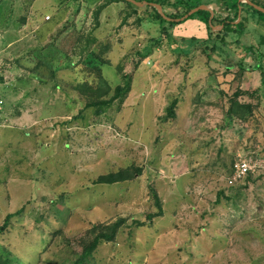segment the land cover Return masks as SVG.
<instances>
[{
    "label": "rangeland",
    "instance_id": "1",
    "mask_svg": "<svg viewBox=\"0 0 264 264\" xmlns=\"http://www.w3.org/2000/svg\"><path fill=\"white\" fill-rule=\"evenodd\" d=\"M106 1L0 0V256L74 264L91 227L124 219L87 264H264V170L226 185L239 156L264 147V86L236 77L241 58L264 70V19L245 8L257 21L224 44L219 0H204L206 41L192 36L207 30L197 17L160 26L125 2L96 26ZM177 1L165 14L184 12ZM118 73L132 78L121 108L109 102ZM119 172L133 179L96 183ZM152 190L163 215L151 222Z\"/></svg>",
    "mask_w": 264,
    "mask_h": 264
},
{
    "label": "trees",
    "instance_id": "2",
    "mask_svg": "<svg viewBox=\"0 0 264 264\" xmlns=\"http://www.w3.org/2000/svg\"><path fill=\"white\" fill-rule=\"evenodd\" d=\"M136 1H139V2L147 1L150 3H156V4L161 5L164 8L165 3L169 0H136ZM219 1H220L219 5L221 7H223L224 10H226L228 13H227L224 21L222 22V25L224 26L223 30L221 31V33L215 34V38L219 39L224 44L226 42L227 36L230 33L237 32V31L242 33L241 31H243L247 27L248 23L250 22V19L252 21H254V20L257 21L254 14H258L259 19H264L263 13H261L260 11H257L256 9H254L253 7L249 6L246 3L239 4L240 0H219ZM250 1L264 8V5L260 4L257 1H255V0H250ZM115 2H125L127 5L133 7L135 10L139 9L138 7L131 4L130 2H127L126 0H107L104 4H102L98 8V10L95 13V16H96L95 18L97 21L96 26L99 25V17L101 15L102 11L105 8H107L109 5H111L112 3H115ZM177 4L184 6V8H185L184 12L183 13L182 12H180V13L176 12L175 14L166 13L167 17L172 18V19L182 18L192 9H194L200 5L206 4V3L204 0H178ZM245 8H247V12L251 11L254 14H251L250 16H246V17L241 16L240 21L238 23H235L239 19L240 10L244 11ZM151 9L154 12L155 18L159 21L160 26H163V24H165V23H169L171 26H179V25H183L189 19H194L197 17L202 22H204L208 32L211 33V36L213 34V30H212L213 27H212V24H210L211 13L208 11H199L198 13L189 17V19H187L186 21L181 22V23H176V22H168L158 13L157 9H155V8H151ZM91 41L93 43H97L98 39L96 37H93V38H91ZM216 48H217V45H214L211 48V50L214 52ZM247 52L249 53L251 51H247ZM107 65H110V64L107 63ZM120 66L121 65H118L117 68H118V72L121 74L123 72V68H121ZM238 67H239L238 72H240V73L236 77L237 78L241 77V79H242V76L244 75L243 73L245 71V67H244L243 63H239ZM257 68H261V66H258ZM120 74H119V76H120L121 81L113 89V96L109 100V102H111V101L121 99V101L119 103V108H121V106L124 104V101L128 98L130 92L132 91V85H131L132 78H131V76H127V75L123 76ZM111 90H112V87L110 86V91ZM239 91L237 90V92L235 94L236 96L239 95V94H237ZM109 102L94 103V104H91L90 106L91 107H92V105L96 106L97 112H101L102 106L109 103ZM174 109H175L174 105L169 108L170 117H174V112H173ZM132 179L133 178H131L130 176H126V175L123 176L119 172L116 174H108L106 176H100L96 183L97 184L112 185V184H116V183H120V182L130 181ZM152 195L155 199V203L157 204V207L159 210H158V213H154L148 217V220L151 222H152L153 217H160L163 215L162 204H161V201L159 199L157 192L152 190ZM17 214H18V212L13 213V214H9L7 216V221L10 220L12 217L16 216ZM136 224L139 226H145L146 225L143 222H137ZM123 225H125V220L120 219L119 221H116V222L97 224V225H94L93 227H91L87 231V234L85 235V237L81 239V241L77 240L78 244H81V246H82V252L74 264H87L90 257H92L93 253L96 251V249L98 248V246L100 245L101 242H114L115 241V239L119 233V230L122 228ZM3 228L5 229V227H3ZM73 242L74 241L72 240L71 243H73ZM18 263H19V261L17 259H12L9 256L6 257L5 255L0 256V264H18Z\"/></svg>",
    "mask_w": 264,
    "mask_h": 264
},
{
    "label": "built area",
    "instance_id": "3",
    "mask_svg": "<svg viewBox=\"0 0 264 264\" xmlns=\"http://www.w3.org/2000/svg\"><path fill=\"white\" fill-rule=\"evenodd\" d=\"M46 19L49 20L50 17ZM2 104L3 101L0 100V105ZM262 170H264V147H258L254 152L239 156L233 166L231 176L227 178L226 185L233 187L237 183L244 181L248 176Z\"/></svg>",
    "mask_w": 264,
    "mask_h": 264
},
{
    "label": "crops",
    "instance_id": "4",
    "mask_svg": "<svg viewBox=\"0 0 264 264\" xmlns=\"http://www.w3.org/2000/svg\"><path fill=\"white\" fill-rule=\"evenodd\" d=\"M192 23V22H191ZM185 25H190V23L188 24H185ZM205 29H207V28H205ZM207 33H208V30H205V34H199V35H201V37H199V36H196V34H194V35H192L193 36V38L194 39H200V41H206L207 39H208V35H207ZM222 48H224V47H222ZM221 48V49H222ZM218 49H219V47L217 46V48L215 49V52H217V53H214V54H216L217 55V57H219L220 55L218 54ZM213 52V51H212ZM241 56V55H240ZM251 58V57H250ZM219 59V61L220 62H222L223 63V61H224V59L223 58H218ZM239 59H240V57H239ZM252 59V58H251ZM247 60L248 59H242L241 58V61H239V62H237L238 64L239 63H243V65H244V67H245V71H244V75L242 76V81H241V83H242V88L243 89H245V90H250V91H252V90H260V87H261V85H262V87L264 86V70H263V63H261L259 66H261V68H257V69H253V68H250L249 66H248V62H247ZM253 60V59H252ZM255 60V59H254ZM225 66L226 67H228V68H230L231 66H233L234 65V62H232V60L231 59H229V57H227V58H225ZM237 64V65H238ZM258 67V66H257ZM247 81H248V83H247ZM249 84V87L248 88H244V87H246L247 85Z\"/></svg>",
    "mask_w": 264,
    "mask_h": 264
},
{
    "label": "water",
    "instance_id": "5",
    "mask_svg": "<svg viewBox=\"0 0 264 264\" xmlns=\"http://www.w3.org/2000/svg\"><path fill=\"white\" fill-rule=\"evenodd\" d=\"M127 2H130L131 4L137 6V7H152V8H155L157 9L158 13L165 19L167 20L168 22H176V23H181V22H184L186 21L187 19H189V17H191L192 15L198 13L199 11H208L211 13V17H210V20L212 21L215 13H214V10L207 6V5H200L194 9H192L191 11H189L185 16H183L182 18H179V19H172V18H169L166 16L164 10H163V7L159 4H156V3H150V2H147V1H142V2H139V1H136V0H126ZM242 1L240 0L239 1V4H241ZM246 4H248L249 6L253 7L254 9H256L257 11H260L261 13L264 14V8L259 6V5H256L255 3L251 2L250 0H245ZM241 19V10L239 12V19L238 21H236L235 23H238ZM222 28V27H221Z\"/></svg>",
    "mask_w": 264,
    "mask_h": 264
}]
</instances>
